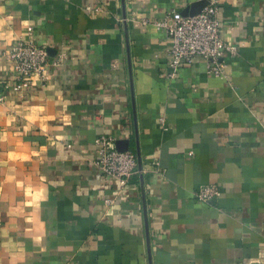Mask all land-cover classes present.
Returning <instances> with one entry per match:
<instances>
[{"label":"crops","instance_id":"crops-1","mask_svg":"<svg viewBox=\"0 0 264 264\" xmlns=\"http://www.w3.org/2000/svg\"><path fill=\"white\" fill-rule=\"evenodd\" d=\"M207 1L0 0V264H264V0H215L225 76L171 77L151 24ZM17 40L65 57L16 94ZM100 135L138 150L125 186Z\"/></svg>","mask_w":264,"mask_h":264},{"label":"built area","instance_id":"built-area-1","mask_svg":"<svg viewBox=\"0 0 264 264\" xmlns=\"http://www.w3.org/2000/svg\"><path fill=\"white\" fill-rule=\"evenodd\" d=\"M219 7L215 0H208L203 9L194 16L184 17L175 12L167 14L160 21L151 22L157 29L163 30L169 42L168 68L170 76L181 65L191 64L195 58L205 61L208 72L214 76H225V59L236 56V48L225 44L221 38ZM149 22L146 20L144 25ZM7 59L11 62L15 74L14 82L5 86L6 90L20 93L30 86L32 79H42L47 68L57 67L64 60L63 53L50 56L47 49L31 40H17L8 50ZM4 96L0 93V103ZM96 156L93 166L101 178H111L119 186H125L136 173L135 155L116 148V140L100 135L94 140ZM220 197L215 186H205L197 190L195 198L202 203H212Z\"/></svg>","mask_w":264,"mask_h":264},{"label":"water","instance_id":"water-1","mask_svg":"<svg viewBox=\"0 0 264 264\" xmlns=\"http://www.w3.org/2000/svg\"><path fill=\"white\" fill-rule=\"evenodd\" d=\"M207 4V2H198L192 6H190L187 10L184 11L183 16L184 17H191L194 15H197L202 9L203 7ZM116 148L119 151H127L128 150V142H116ZM136 161H137V168L139 171H141V163H140V156L138 154V150L136 152Z\"/></svg>","mask_w":264,"mask_h":264}]
</instances>
